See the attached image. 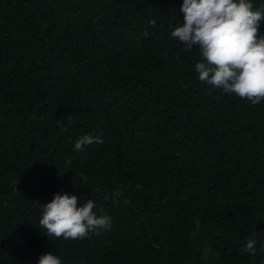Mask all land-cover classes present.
<instances>
[{
	"label": "trees",
	"instance_id": "obj_1",
	"mask_svg": "<svg viewBox=\"0 0 264 264\" xmlns=\"http://www.w3.org/2000/svg\"><path fill=\"white\" fill-rule=\"evenodd\" d=\"M182 2L0 0V264H264V101L199 81ZM64 193L111 229L44 235Z\"/></svg>",
	"mask_w": 264,
	"mask_h": 264
},
{
	"label": "clouds",
	"instance_id": "obj_2",
	"mask_svg": "<svg viewBox=\"0 0 264 264\" xmlns=\"http://www.w3.org/2000/svg\"><path fill=\"white\" fill-rule=\"evenodd\" d=\"M180 11L183 24L175 27L170 36L183 44L185 52L198 46L201 59L195 72L200 82L210 86L209 93L222 89L254 105L264 101V36L258 37L264 6L254 8L252 0H183ZM148 23L155 27L154 20ZM101 143L100 136L81 135L74 142V150L84 151L89 145ZM119 196V192L114 193V202ZM41 205L39 228L47 237L83 240L112 227L111 217L98 216L90 199L78 206L76 195L54 194L50 202ZM241 251L255 255V239H248ZM37 264L62 261L49 252L40 256Z\"/></svg>",
	"mask_w": 264,
	"mask_h": 264
}]
</instances>
